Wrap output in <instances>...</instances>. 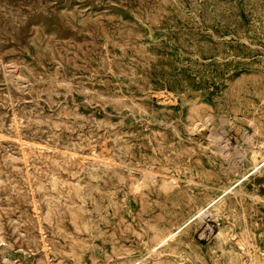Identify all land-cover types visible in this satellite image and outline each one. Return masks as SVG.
<instances>
[{
    "label": "rangeland",
    "instance_id": "1",
    "mask_svg": "<svg viewBox=\"0 0 264 264\" xmlns=\"http://www.w3.org/2000/svg\"><path fill=\"white\" fill-rule=\"evenodd\" d=\"M262 260L264 0H0V264Z\"/></svg>",
    "mask_w": 264,
    "mask_h": 264
},
{
    "label": "bare ground",
    "instance_id": "2",
    "mask_svg": "<svg viewBox=\"0 0 264 264\" xmlns=\"http://www.w3.org/2000/svg\"><path fill=\"white\" fill-rule=\"evenodd\" d=\"M2 138V137H1ZM91 158V157H90ZM93 158V157H92ZM88 161V160H87ZM256 170V169H255ZM32 195V194H31ZM213 204V203H212ZM33 207V206H32ZM207 210V209H206ZM208 212V211H207ZM211 212V210H210ZM191 221H189L187 224H185L184 226L186 227L188 224H190ZM263 264H264V260H262Z\"/></svg>",
    "mask_w": 264,
    "mask_h": 264
}]
</instances>
